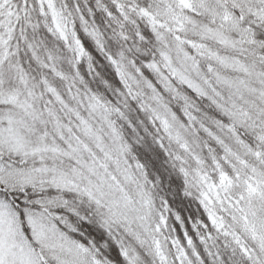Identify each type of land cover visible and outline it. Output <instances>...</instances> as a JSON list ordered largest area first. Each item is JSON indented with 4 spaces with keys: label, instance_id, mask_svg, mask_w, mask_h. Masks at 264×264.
I'll use <instances>...</instances> for the list:
<instances>
[{
    "label": "snow or ice",
    "instance_id": "1",
    "mask_svg": "<svg viewBox=\"0 0 264 264\" xmlns=\"http://www.w3.org/2000/svg\"><path fill=\"white\" fill-rule=\"evenodd\" d=\"M0 264H264V0H0Z\"/></svg>",
    "mask_w": 264,
    "mask_h": 264
}]
</instances>
